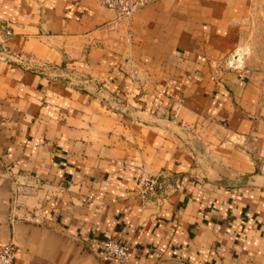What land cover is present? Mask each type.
Listing matches in <instances>:
<instances>
[{
  "label": "crops",
  "instance_id": "crops-1",
  "mask_svg": "<svg viewBox=\"0 0 264 264\" xmlns=\"http://www.w3.org/2000/svg\"><path fill=\"white\" fill-rule=\"evenodd\" d=\"M261 18L264 0H150L120 21L100 0H0L13 264H115L105 238L131 264H264V60L226 68ZM141 172L163 189L138 196Z\"/></svg>",
  "mask_w": 264,
  "mask_h": 264
},
{
  "label": "built area",
  "instance_id": "built-area-1",
  "mask_svg": "<svg viewBox=\"0 0 264 264\" xmlns=\"http://www.w3.org/2000/svg\"><path fill=\"white\" fill-rule=\"evenodd\" d=\"M107 8L112 9L116 14V21L125 20L134 14L137 10L147 5L150 0H100ZM6 35L9 34L5 30ZM3 39L0 32V52ZM238 58L231 54L226 60V68L237 70L239 76H246L248 71L238 68ZM165 179L162 176L150 175L141 172L136 179L137 194L143 199L154 196L163 189ZM97 251L110 257L115 264H131L128 244L119 242L115 238L100 239L97 243ZM15 249L11 243L0 244V264H13Z\"/></svg>",
  "mask_w": 264,
  "mask_h": 264
},
{
  "label": "rangeland",
  "instance_id": "rangeland-1",
  "mask_svg": "<svg viewBox=\"0 0 264 264\" xmlns=\"http://www.w3.org/2000/svg\"><path fill=\"white\" fill-rule=\"evenodd\" d=\"M262 17V16H261ZM256 23L254 25V35H253V39L255 44V49L253 50V55L252 53L250 54L249 49L242 48V47H237L232 54H235L238 58V68L242 69V70H247L248 73L250 74V70L247 67V61H251L256 63H261L264 60V49H260L261 46H263V40H264V25H261L262 22H264V18H261L260 21H257V19L255 20ZM260 25V27L258 28L257 26ZM259 41H261V43H259ZM254 47V44H253ZM252 50V49H251ZM262 53V56H261ZM261 56V57H260ZM251 57V58H250ZM262 64V63H261Z\"/></svg>",
  "mask_w": 264,
  "mask_h": 264
}]
</instances>
